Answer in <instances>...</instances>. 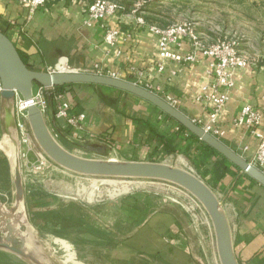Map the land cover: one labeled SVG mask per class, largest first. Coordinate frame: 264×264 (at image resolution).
I'll return each mask as SVG.
<instances>
[{"label":"crops","instance_id":"1","mask_svg":"<svg viewBox=\"0 0 264 264\" xmlns=\"http://www.w3.org/2000/svg\"><path fill=\"white\" fill-rule=\"evenodd\" d=\"M118 1L133 5L132 0ZM92 2L94 0H57L30 16L28 7L19 1L0 0V30L14 42L31 68L49 69L66 60L72 69L86 71L99 63L105 73L136 82L163 97L170 96L192 119L207 122L213 109V103L204 97L205 88L213 81L209 71L210 58L184 38L172 50L182 57L193 54L194 61L166 59L164 69L160 70L158 37L148 26L138 24L139 14L124 9L108 19L107 23L120 31L115 43L111 44L105 38V22L87 13ZM245 4L251 8H238L234 19L229 14L225 19L235 20L238 27H244L239 41L240 52L256 60L258 65L234 70V86L218 114L217 124L224 130L219 138L249 160L258 140L253 127L237 126L234 119L247 105L264 113V29L260 31L256 24L264 22V0H238L239 6ZM259 8L263 13L256 12ZM205 16L203 13L199 18L203 20ZM144 17L148 24H154L149 16ZM244 22L248 24L242 25ZM196 32L205 42H211L212 37H206L205 31L196 28ZM57 95L69 104V116L84 115L76 125L66 118H57L60 104ZM46 96L47 122L68 150L64 142L79 141L84 147L104 148L101 154L91 151L102 158L167 162L198 175L225 208L239 264H264V185L210 148L177 120L136 95L113 87L75 83L55 87ZM0 104V132L2 137H10L14 130L6 126L2 97ZM146 199L144 193L136 192L114 201L116 207H93L95 218L116 215V208L125 209L127 214L120 221L116 217L110 223L97 219L91 229L92 236L77 225L81 240L77 239V244L67 241L68 256L71 255L67 261L76 258L84 263L101 261L102 264L209 262L210 250L206 249L202 254L196 241L185 233L179 216ZM78 210L79 220L85 210ZM102 229L108 232L105 238L101 237ZM125 230V235L119 233ZM119 238H122L120 242ZM216 254L215 260H218L217 246Z\"/></svg>","mask_w":264,"mask_h":264},{"label":"rangeland","instance_id":"2","mask_svg":"<svg viewBox=\"0 0 264 264\" xmlns=\"http://www.w3.org/2000/svg\"><path fill=\"white\" fill-rule=\"evenodd\" d=\"M132 1L133 5L130 6L123 3L125 12H131L132 9L139 8L137 13L149 16L154 23L161 26L189 20L196 28L205 31L206 37H212L211 42L224 38L237 41L239 51V41L243 37L244 27H238L239 23L237 21L231 20L230 22L226 21L225 18L229 14L234 19L238 8H242V10L251 8L247 4L242 5V7L239 6L238 0H198V2L196 0ZM136 3L138 5L134 6ZM256 12L263 13V10L259 8ZM203 13H206V16L202 20L199 17ZM245 24L248 23H242V25ZM256 24L257 29L260 31L264 29V22ZM6 138L2 137L0 132V199L6 208L12 207L15 203L16 189L13 169L14 155L18 153L25 185V203L21 207L20 216L25 221H23L26 226L25 234L27 236L25 237H27L29 243L27 247L32 253L41 256L46 264H102L101 261H86L84 263L76 258L67 261L70 256H68V250L63 241L77 244V239L81 240V236L78 238L77 229L79 226L80 229L85 228L86 232L90 233L89 236H92L91 229L97 219H101L102 223H110L118 217L120 221L127 214L125 209L116 208V215L105 214L101 218H95L93 207L98 209L116 207L114 201H119L136 192L144 193L147 197L146 200L150 201L152 205L163 206L176 213L181 219L185 233L196 241L202 254L204 255L206 249L210 250V253L208 251L210 259L206 264H220L219 259L215 260V256L217 257L216 239L211 219L202 204L185 190L161 181L74 174L50 160L42 152L33 135L32 142L27 144L17 138L11 141L14 149L11 148ZM64 144L69 150L85 157H102L88 151L83 143L79 141L69 140ZM124 186L129 187L130 190L124 192ZM118 190L121 191L118 195L112 194L113 191L118 192ZM79 208L85 210V213L78 220L77 212ZM77 225L79 226L77 227ZM120 226L122 225L119 224ZM1 230L2 227H0V234ZM100 232L102 238L107 237V231L102 229ZM126 232V230L119 231L122 235H125ZM63 235L67 237L65 238ZM118 240L120 242L122 238ZM75 247L77 248V245ZM208 255L207 257H209ZM0 264L34 263L0 247Z\"/></svg>","mask_w":264,"mask_h":264},{"label":"water","instance_id":"3","mask_svg":"<svg viewBox=\"0 0 264 264\" xmlns=\"http://www.w3.org/2000/svg\"><path fill=\"white\" fill-rule=\"evenodd\" d=\"M0 81L3 87L1 97L4 100L5 123L8 128L15 126L13 103L15 96L20 94L25 102L31 101L36 85L43 86L46 93H50L55 87L75 83L113 87L152 103L210 148L264 185V173L259 168L220 138L207 132L197 121L163 96L136 82L109 74L78 70L50 72L47 69L31 68L23 60L14 42L2 30H0ZM28 122L42 152L67 171L82 176L161 181L173 184L191 194L202 204L211 219L220 264H239L234 252L231 227L225 208L216 193L198 175L167 162L88 158L71 152L58 141L47 122L45 113L35 104L28 107ZM85 148L88 151L104 153V148L92 145H87ZM14 184L16 189L14 205L6 208L0 199V227H2L0 247L34 264H46L43 258L32 253L27 247L29 243L25 237L26 226L20 216L21 207L25 203V185L18 153L14 161Z\"/></svg>","mask_w":264,"mask_h":264},{"label":"built area","instance_id":"4","mask_svg":"<svg viewBox=\"0 0 264 264\" xmlns=\"http://www.w3.org/2000/svg\"><path fill=\"white\" fill-rule=\"evenodd\" d=\"M21 4H24L29 9V15L31 16L40 8L47 6L49 3H53L57 0H17ZM138 4H134L137 6ZM124 4L118 0H94L89 7L87 13L93 18L103 20V24L106 28V41L114 44L120 31L118 28L111 27L107 23L108 19L118 15L124 11ZM139 8L132 9V13L139 14L137 22L141 26H148L149 30L158 37L159 55L161 62L159 63V69H164V62L166 59H174L176 61L187 60L194 61L195 55L189 54L186 57H182L176 54L172 48L175 45H180L182 39H188L191 41L192 46L200 51L203 55L210 58L209 71L213 77V81L210 87H206L204 97L213 103V109L209 113V120L207 122L203 119H194L197 121L207 132L213 134L216 137H220L224 134V130L217 124L218 114L221 112L225 103L229 99V90L234 86L233 74L234 70L238 68H244L248 66H257L258 62L240 53L238 49L237 41L218 39L211 43L205 42L204 39L196 32L195 25L189 21H178L168 26H161L158 24H148L144 15L137 13ZM264 69V66H263ZM50 72L55 71H75L72 69L66 60L60 61L56 66L47 69ZM87 72L108 74L105 73L100 64L96 63L91 69H87ZM110 75V74H109ZM3 91V87L0 81V97ZM168 102L176 106V99L167 96L164 97ZM56 99L60 101L58 111L56 112L57 118H66L72 125H76L79 119H82L84 115L79 117H71L68 114L69 104L61 101V96L57 95ZM14 117L15 126L13 127V135L17 139H20L23 143L32 142V131L28 122V107L31 104L37 105L44 113L48 109V101L46 96V89L41 85L34 87L33 99L29 102H25L20 94H17L14 98ZM1 105V104H0ZM234 123L237 126H250L253 127V133L255 134L258 142L256 150L253 156L249 159L250 163L259 168L264 173V113L260 109H254L250 105L243 107L238 117L234 119ZM53 132V131H52ZM247 149V147H246Z\"/></svg>","mask_w":264,"mask_h":264},{"label":"bare ground","instance_id":"5","mask_svg":"<svg viewBox=\"0 0 264 264\" xmlns=\"http://www.w3.org/2000/svg\"><path fill=\"white\" fill-rule=\"evenodd\" d=\"M6 139H7V141L9 142V144L11 145V144H13V143H11V141H14V139H16V138H15V137H7ZM6 139H5V140H6ZM7 141H6V142H7ZM4 143H5V142H4ZM10 145H7V146L9 147ZM13 147H14V145H11V148H12V149H14ZM15 149H16V148H15ZM6 152H7V151H6ZM13 152H14V151H13ZM13 154H14V153H13ZM15 156H16V155H14V161H15ZM12 157H13V156H12ZM11 159H12V158H11ZM127 190H130L129 187H125V186H124L123 191L125 192V191H127ZM119 192H121V191H120V190H118V192L113 191L112 194H116V195H118ZM110 196H111V195H110ZM112 196H113V195H112ZM61 239H62V238H61ZM58 241H59V240H58ZM63 244H64L66 247L69 246L68 243H66L65 241H63ZM65 246H64V247H65ZM70 249H71V248H70ZM40 257H41V256H40ZM70 257H71V255H70ZM73 258H74V257H73ZM41 259H42V257H41ZM79 264H80V263H79Z\"/></svg>","mask_w":264,"mask_h":264}]
</instances>
